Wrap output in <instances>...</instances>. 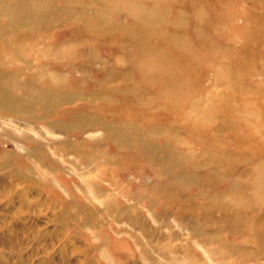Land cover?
<instances>
[{
    "label": "rangeland",
    "instance_id": "rangeland-1",
    "mask_svg": "<svg viewBox=\"0 0 264 264\" xmlns=\"http://www.w3.org/2000/svg\"><path fill=\"white\" fill-rule=\"evenodd\" d=\"M32 3L0 34V264H264V0Z\"/></svg>",
    "mask_w": 264,
    "mask_h": 264
},
{
    "label": "bare ground",
    "instance_id": "bare-ground-1",
    "mask_svg": "<svg viewBox=\"0 0 264 264\" xmlns=\"http://www.w3.org/2000/svg\"><path fill=\"white\" fill-rule=\"evenodd\" d=\"M9 1H11V0H3V1H0V34L4 37V36H7V37H9V36H11L10 35V32H9V30H11V29H14L15 27H16V25L14 26V21L12 20V18H11V16H12V14H14V16L16 17V15H15V11H18V13H16L17 14V18H18V21L20 22V23H23L24 21H25V17H23L25 14H24V8H25V6H29L30 8H31V10L33 11V12H31V13H35L36 11H37V8H34L35 7V5L36 4H33L32 3V0H30L31 1V3H28L27 5H25V6H19V7H17V8H12L13 7V5H10L9 7H8V5H7V3L9 2ZM35 2H37V1H39V0H34ZM10 7H11V9H10ZM37 14H40L39 12L37 13ZM17 22V21H16ZM40 23V22H39ZM3 27L6 29V30H3L2 31V29H3ZM19 34V33H18ZM17 34V35H18ZM0 35V36H1ZM35 38L36 36L34 35V34H32V33H28V34H26L25 36H24V38L25 39H27V38ZM24 39V40H25ZM24 42V41H23ZM23 42L22 43H20L21 45H20V47L19 48H21L22 47V44H23ZM11 45V44H10ZM7 46H9V44L7 43ZM12 47H14V46H12ZM1 95V94H0ZM263 205V204H262ZM260 210H261V213L264 215V207L262 208H260ZM259 260V259H258ZM249 261H251V260H249ZM249 263V262H248Z\"/></svg>",
    "mask_w": 264,
    "mask_h": 264
}]
</instances>
